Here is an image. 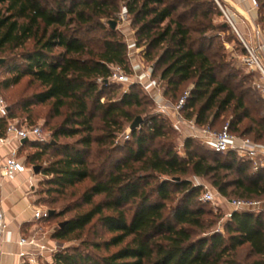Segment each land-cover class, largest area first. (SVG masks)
Instances as JSON below:
<instances>
[{
    "label": "trees",
    "instance_id": "obj_1",
    "mask_svg": "<svg viewBox=\"0 0 264 264\" xmlns=\"http://www.w3.org/2000/svg\"><path fill=\"white\" fill-rule=\"evenodd\" d=\"M256 1L262 11L258 25L264 32V0ZM121 2L132 23L139 24L137 42L144 40L145 58L152 61V50H160L150 78L162 86V97L169 93L175 97L181 84L192 83L181 110L183 119L201 128L229 113L231 133L264 146V102L254 88L256 81L253 76L237 79L231 66L220 62L219 54L205 50L206 43L212 45L207 35L214 29L210 22L200 20L191 29L182 22L184 14L174 15L187 0H0V52L8 51L13 57L0 64L10 74L1 86L8 88L29 77L41 90L28 105L49 103L50 116L61 117L51 128L50 142L29 139L22 145L36 149L26 161L33 167L49 149L52 159L42 171L49 177L47 184L62 191L90 182L81 195L89 207L58 225L51 237L56 242L65 240L94 218L111 234L91 244L106 254L57 247L53 264H264V210L233 211L222 231L212 229L209 212L199 204L203 201L196 200L203 185L187 177H207L222 196H229L227 189L232 187L230 193L252 200L264 195V167L252 172L250 162L234 152L216 153L206 143L204 151L191 136L183 140L182 156L171 134L178 130L169 117L155 111L130 129L128 138L117 146L123 150L122 157L109 162L117 132L135 118L130 109L147 106L145 97L154 103L138 82L116 100L110 95L117 84L109 80L112 67L127 70V47L101 20L115 19ZM201 16L205 20L206 12ZM230 28L224 18L219 31ZM95 29L102 31L97 42L82 36ZM28 43L31 46L26 48ZM19 48V53H12ZM245 54L242 46V57ZM156 67L162 68L158 76H154ZM245 82L253 84L244 90ZM96 112L100 136L94 135ZM144 112L146 107L139 114ZM13 118L8 107L7 119H0V137ZM244 120L247 124H242ZM73 137H77L73 143L58 141ZM231 174L234 178L227 181ZM177 192L182 196L167 206ZM97 196L102 200L95 202ZM111 247L118 248L110 252Z\"/></svg>",
    "mask_w": 264,
    "mask_h": 264
},
{
    "label": "rangeland",
    "instance_id": "obj_2",
    "mask_svg": "<svg viewBox=\"0 0 264 264\" xmlns=\"http://www.w3.org/2000/svg\"><path fill=\"white\" fill-rule=\"evenodd\" d=\"M188 4H180L177 8L175 16L177 14H184L182 22L189 26L191 29L196 28L198 24V21L203 20L205 24L208 22L211 23V26H213L215 31L209 30V33L207 35L212 39V45L205 44V50L208 53L216 52L220 55L218 58L222 64H229L232 68V72L234 75H236L238 78L243 77H249L253 76V81H257L260 77V73L255 69L254 71H251L245 64L242 62V41L239 37L243 38L245 41L249 39L248 35V27L245 28L241 27L240 24L237 21H241L239 19H235L237 22L236 28L239 32V35L233 30L231 27L228 32L219 31L220 25L222 24L225 16L223 14V11H225L228 14H231L233 9L228 1L224 0H187ZM235 1V0H234ZM237 2V1H235ZM260 3L257 1V7L254 10L253 17H254V23H258V19L260 17ZM202 12H206V19L204 20L201 16ZM217 13H221V16ZM208 14V15H207ZM132 16L127 15L124 11V5L123 2L120 3V10L116 14V18L112 21L115 22V32L118 34L119 37L122 38V40L125 42L127 47V70H123V73L127 77V82L125 84L119 85V83L114 84L116 90L115 92L111 93L112 98L114 100L120 98V94L122 92H125L128 90L129 86L135 82V80L138 79L139 76L143 75L144 73L147 74L148 72L151 74L152 67L154 69L155 67V59L156 54L160 51L159 49L152 50V61L148 60L144 56L146 44H144V40L140 42V44L137 42V27L139 24L134 25L132 23ZM101 23L104 24L106 28H109V23L102 19ZM165 24V22L163 23ZM163 26V25H162ZM243 26V25H242ZM262 26V24H260ZM195 37L197 34H192ZM85 39H89L90 41L97 42L100 37L102 36V31L99 29H95L91 31L90 33H83ZM247 42V41H246ZM248 43V42H247ZM137 44V45H135ZM252 46L251 43H248ZM31 46L30 43L26 45V48H29ZM22 50V48L15 49L12 53H19ZM12 55L8 51L0 52V59H4V62L1 63L3 65ZM11 60V59H10ZM19 60L11 61L12 63L15 62L17 64ZM260 65L264 69V64L259 58ZM0 65V95L3 97V99L6 102V105L11 108L12 113L14 114L15 118L12 119V122L16 124L20 128L25 127H31V126H38L41 128L43 133V141L45 143L50 142L51 140V128L53 125L60 122L61 117H52L50 116V104L44 103V104H30V99L32 95L39 92L41 90L40 86L37 82H34L29 79V77H23L19 83L16 85L10 86L8 88H3L1 86V82L8 78L10 74L6 71V66L2 67ZM161 67H156L154 70V76H158L161 71ZM142 81L144 82L142 77ZM146 79V77L144 78ZM146 82V81H145ZM116 83V82H115ZM159 84V83H158ZM157 84V85H158ZM251 83H244L242 88L246 90L248 86H252ZM163 85V84H162ZM159 87H162L159 85ZM158 87V88H159ZM192 88V83L185 82L181 84L178 88V91L176 93L175 97H172L171 94H167L164 99L168 103H176L179 99H181L186 92H189ZM113 89V88H112ZM160 89V88H159ZM256 93V92H253ZM143 94V93H142ZM144 100H147V106L143 105L142 107H146V112L139 114V111L142 109V107H132L130 111L136 112L135 118L133 121H131L129 124H126L123 127V131L117 132L114 143L111 146L113 148V151L110 153L111 158L109 162H114L117 159L122 157L123 150L117 146L119 144H122L126 138H128L130 134V126L135 122L137 117L143 118L148 113H154L156 112V105L147 97L144 98ZM105 101V99H104ZM148 111V112H147ZM98 112L94 113V119L93 124L95 126L94 135L100 136L102 135V132L100 130L101 128V122L98 118ZM230 119L229 113H223L219 119H217L212 126L205 125L199 129L205 128L206 130H209L210 132H218L220 131L223 126L227 123V121ZM169 123H172L171 120ZM242 124H247V120H244ZM199 133V132H197ZM173 135V142L175 145V148L177 151L183 156L182 153V143L183 140L189 135L188 130L183 131H176L173 129L171 132ZM188 134V135H187ZM203 133L201 134L202 137L194 138L200 145L203 146L204 151L208 150V146L204 143ZM77 137L73 138H59V142H70L73 143L76 140ZM109 142L110 139H109ZM95 146V145H94ZM108 146V142L104 146H100V149L102 150ZM210 147V146H209ZM36 149L30 148L29 146L25 145L23 146L17 153V159L21 161L26 168H32V166L26 161V156L28 154H31L32 152H35ZM47 154H44L41 156V158L33 163V166H39V172L36 174L37 178L39 179L37 192H38V203L39 206L42 208V210H51L55 215L53 218L48 220L46 222V227L53 233L56 228H58V225L70 217H72L76 211L86 209L89 206L82 203L81 195L83 191L90 185V182L88 180L82 181L81 183H78L72 187H67L64 190L54 189V186H51L47 184V180L49 177L44 176L42 174L43 168L48 164V161H50L51 158V151L47 149ZM92 160V157H91ZM102 162V156L100 157L98 163L100 164ZM98 167V165H97ZM234 174H231L227 177V181L232 180L234 178ZM188 179H190L194 184H201L203 185L201 187V190L199 192V195H197L196 200L201 198L202 192L206 188H210L213 191L216 192V190L213 189L211 186V181L207 177H194L192 175L187 176ZM41 183V184H40ZM232 190V187H229L227 189V192L229 196H222L219 194L218 198L214 203H208L203 202V204L199 203L204 207L205 210L209 212V215L207 218H209L212 222V229L220 230L222 231V225L227 219L225 217L228 212H230L231 208L229 204L227 203L228 199H245L247 198H240L237 194L230 193ZM182 196L181 193L177 192L171 195L172 201H167V206H173L176 204L178 199ZM102 196H97L94 198L95 202H98L102 200ZM250 199V198H248ZM251 199H256L264 203V195L260 197H255ZM264 210V209H263ZM225 234V232H224ZM111 236L110 233H108L104 227L94 218L91 223H89L81 232H75L71 235H69L65 240L57 241L56 242V248H80L81 250L86 249V251H90L94 254L104 255L106 252L101 248L98 250H94V248L91 247V244L102 242L106 239H108ZM56 241V240H55ZM118 247H111L109 249L110 252L115 251ZM246 251V250H245Z\"/></svg>",
    "mask_w": 264,
    "mask_h": 264
},
{
    "label": "built area",
    "instance_id": "obj_3",
    "mask_svg": "<svg viewBox=\"0 0 264 264\" xmlns=\"http://www.w3.org/2000/svg\"><path fill=\"white\" fill-rule=\"evenodd\" d=\"M251 6L253 9L257 7L256 0H250ZM225 19L233 28V30L239 35V32L236 28L235 23L233 22L232 16L225 11H223ZM254 37L259 40H264V33L261 30L258 24L255 25L253 30ZM242 44L246 50V54L242 57V62L245 64L250 70H257L260 73L259 79L254 83V88L260 94L263 102H264V69L260 65L259 55L256 48L252 45H249L241 36L239 35ZM152 71V70H151ZM150 73L141 75L142 77H146L144 82L142 81L141 76L138 77L135 82L141 83L143 85L146 93L153 99L154 104L156 105V112L166 115L170 118L172 125L178 131L188 130L189 135L194 138L202 137L204 143L210 146V148L216 153H224L226 151L234 152L238 158L241 160L249 161L251 164L252 172L258 171L260 168L264 167V146L257 145L248 137H241L231 133L228 129V124L226 123L223 128L218 132H210L205 128L199 129L191 120H185L181 116V110L185 103L189 92H186L185 95L179 99L176 103H168L162 97L160 89L158 88L157 82H154L150 78ZM111 82H116L119 84H125L127 82V77L123 73L120 67L113 66L112 73L109 77ZM146 81V82H145ZM8 115V106L6 105L5 100L0 95V117L7 119ZM199 132V133H197ZM6 136H12L18 140H29V139H43V133L40 127L31 126L20 128L16 124L12 122V120H8L6 129ZM16 151H13L7 156L2 166V176L9 180L15 178L16 174L22 173L25 171L24 164L17 159ZM219 194L213 191L210 188H206L201 195L200 200L203 202L214 203L218 198ZM227 203L229 204L231 210L225 217H229L233 211H260L264 209V203L259 200H245V199H228ZM49 216L48 210H36L34 212L35 220H43ZM6 228V224L4 221V217L2 212L0 211V256H1V244L3 239V234ZM33 240H28L27 238H20L19 244H31ZM43 249V248H41ZM40 253L34 251H25L20 252L19 257L23 260L25 264H39L38 258L40 257Z\"/></svg>",
    "mask_w": 264,
    "mask_h": 264
},
{
    "label": "crops",
    "instance_id": "obj_4",
    "mask_svg": "<svg viewBox=\"0 0 264 264\" xmlns=\"http://www.w3.org/2000/svg\"><path fill=\"white\" fill-rule=\"evenodd\" d=\"M224 1H228L233 9L230 15L235 25L238 22L241 27L244 25L245 28L248 27L249 39L246 41L256 48L264 64V40L259 41L253 35L256 25L253 17L255 9L252 8L250 0ZM235 19L241 21L235 22ZM23 144L21 140L6 136V133L0 137V211L6 224L1 244L0 264H25L19 257V253L25 251L40 253L39 264H53L56 241L45 225L48 220L34 219V212L42 210L37 201L39 182L37 173H34L32 168L25 167V171L16 174L12 180L4 178L1 173L7 156L13 151L17 154ZM22 237L33 240V243L20 245L19 240Z\"/></svg>",
    "mask_w": 264,
    "mask_h": 264
},
{
    "label": "water",
    "instance_id": "obj_5",
    "mask_svg": "<svg viewBox=\"0 0 264 264\" xmlns=\"http://www.w3.org/2000/svg\"><path fill=\"white\" fill-rule=\"evenodd\" d=\"M109 24H110V26H111L112 29L115 28V22L110 21ZM3 62H4V59H0V64L3 63ZM141 120H142L141 117H137L136 120H135V122L132 124V126H130V129H133V128L137 127L139 125V123L141 122ZM26 141H27L26 139L21 140V143L23 144ZM39 169H40L39 166H33L32 167V171L34 173H38L39 172ZM52 213H53V211L49 210V214H52ZM62 225H63V222L59 224V226H62Z\"/></svg>",
    "mask_w": 264,
    "mask_h": 264
}]
</instances>
